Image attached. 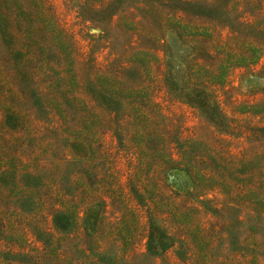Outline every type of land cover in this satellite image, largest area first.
I'll use <instances>...</instances> for the list:
<instances>
[{"label": "rangeland", "instance_id": "obj_1", "mask_svg": "<svg viewBox=\"0 0 264 264\" xmlns=\"http://www.w3.org/2000/svg\"><path fill=\"white\" fill-rule=\"evenodd\" d=\"M17 1L0 264H264V0Z\"/></svg>", "mask_w": 264, "mask_h": 264}, {"label": "trees", "instance_id": "obj_2", "mask_svg": "<svg viewBox=\"0 0 264 264\" xmlns=\"http://www.w3.org/2000/svg\"><path fill=\"white\" fill-rule=\"evenodd\" d=\"M18 9H19V7H18V1L17 0H0V22H1V24H3L5 26L6 30L11 28V26H12L10 24L11 22L13 23V21H16L18 17H21V14L16 15L14 13ZM98 87H100V86H98ZM71 146H72V144L70 143V147ZM57 216L59 218L61 216V212L56 214V218H57ZM67 222L69 223L70 220L68 219ZM163 241H164V236L160 235V234H156L150 238V241L148 243V248H150L153 245H156L158 248H162L164 246Z\"/></svg>", "mask_w": 264, "mask_h": 264}]
</instances>
